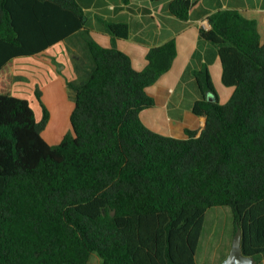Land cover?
I'll list each match as a JSON object with an SVG mask.
<instances>
[{
  "label": "trees",
  "instance_id": "16d2710c",
  "mask_svg": "<svg viewBox=\"0 0 264 264\" xmlns=\"http://www.w3.org/2000/svg\"><path fill=\"white\" fill-rule=\"evenodd\" d=\"M160 1V0H153ZM192 0H170L188 21ZM200 36L217 46L222 104L207 66L195 72L206 116L198 134L163 135L141 112L155 103L147 87L177 55L171 39L152 47L142 70L116 46L128 25L108 22L101 45L77 0H0V264H199L206 212L228 206L245 255L264 260V43L258 23L236 9L209 16ZM66 41L77 73L67 81L72 132L49 144L50 112L37 96L12 93L9 62Z\"/></svg>",
  "mask_w": 264,
  "mask_h": 264
},
{
  "label": "crops",
  "instance_id": "0c3cea01",
  "mask_svg": "<svg viewBox=\"0 0 264 264\" xmlns=\"http://www.w3.org/2000/svg\"><path fill=\"white\" fill-rule=\"evenodd\" d=\"M77 2L85 12L86 25L92 36L105 47L113 46V36L107 30L108 22L128 25V36L117 38L116 46L131 57L133 67L137 70L146 67L147 54L152 47L171 39L176 40L177 55L171 68L147 87L155 103L141 112V119L147 127L167 136L185 138L188 129L200 134L205 127L206 116L197 115L192 110L194 102L203 98L195 76V72L203 66H207L210 72L220 103H226L234 92V86L223 83V65L217 46L200 36L201 27H211V14L222 9H236L244 16L255 19L261 42L264 43V0H192L188 21L170 12V0ZM6 67L12 75V93L18 97L29 99L25 95L26 87L21 85L26 82L34 85L35 93L41 92L44 103L45 93L48 94L50 89H58V85L66 89L71 99L67 81L75 79L77 73L66 41L55 43L33 55L16 56ZM45 139L52 145L60 142Z\"/></svg>",
  "mask_w": 264,
  "mask_h": 264
},
{
  "label": "rangeland",
  "instance_id": "374dc122",
  "mask_svg": "<svg viewBox=\"0 0 264 264\" xmlns=\"http://www.w3.org/2000/svg\"><path fill=\"white\" fill-rule=\"evenodd\" d=\"M21 85L26 87L27 92L25 95L29 97L28 100L36 113L37 119L41 120L43 111L35 93L34 85L26 82L21 83ZM51 85L54 87V84ZM58 86V89H50L48 94L45 93V103L50 109V118L43 134L44 137L49 138L50 142H59L64 135L72 132L70 116L74 102L69 99L66 89L61 85ZM235 233L233 214L230 207L214 206L209 208L205 215L203 231L197 248V262L199 264H222L231 250ZM88 264H101L100 256L93 253ZM254 264H264V260L258 263L255 261Z\"/></svg>",
  "mask_w": 264,
  "mask_h": 264
},
{
  "label": "water",
  "instance_id": "95a60500",
  "mask_svg": "<svg viewBox=\"0 0 264 264\" xmlns=\"http://www.w3.org/2000/svg\"><path fill=\"white\" fill-rule=\"evenodd\" d=\"M242 230L237 227L236 233L232 240L231 250L222 264H254L255 258L245 255L242 250Z\"/></svg>",
  "mask_w": 264,
  "mask_h": 264
}]
</instances>
